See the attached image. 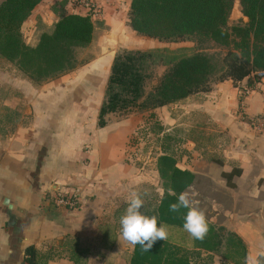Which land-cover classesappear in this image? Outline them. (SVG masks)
I'll return each instance as SVG.
<instances>
[{
  "label": "crops",
  "instance_id": "0c3cea01",
  "mask_svg": "<svg viewBox=\"0 0 264 264\" xmlns=\"http://www.w3.org/2000/svg\"><path fill=\"white\" fill-rule=\"evenodd\" d=\"M59 1L42 0L33 9L21 27L26 44L52 31L58 19L53 6ZM96 1L110 35L135 33L126 24L131 0ZM64 9L86 15L73 0ZM101 57L71 76L40 85L18 69L0 70V89L8 93L0 108L15 114L6 117L0 110V264H26L29 248L35 252L33 264H107L91 245L100 235L113 189L125 174V128L130 132L138 119L98 127L103 78L115 56ZM245 89L250 90L247 95L242 94ZM173 106L201 123L194 127L202 143L187 135L191 146L177 162L194 175L186 193L202 189V197L197 200L193 193L188 206L193 211L213 206V219H220L245 245L243 264H264V135L247 123L264 114V76L258 82L251 75L237 83H213L206 92L152 112L163 125L172 126L178 122L175 117L161 112ZM74 191L80 201L76 211L55 209L45 201Z\"/></svg>",
  "mask_w": 264,
  "mask_h": 264
},
{
  "label": "trees",
  "instance_id": "16d2710c",
  "mask_svg": "<svg viewBox=\"0 0 264 264\" xmlns=\"http://www.w3.org/2000/svg\"><path fill=\"white\" fill-rule=\"evenodd\" d=\"M42 0H3L0 4V57L13 63L32 82L55 79L78 66L81 49L94 38L97 21L90 15L67 14L61 0L53 6L57 21L34 44L24 42L21 27ZM234 0H131L129 27L137 35L159 42L195 38L197 52L174 63L159 82L152 79V54L141 50L117 53L112 61L105 97L98 112V127L106 116L120 112L153 111L196 94L213 83L264 76V0H239L247 22L228 26ZM225 49L220 59L207 54L204 43ZM216 78L214 79V76ZM241 99V98H240ZM165 192L154 213L137 227L130 264H197L200 252H213L226 232L232 245L246 256L245 245L234 233L206 224L180 199L194 175L176 166L169 156L158 160ZM226 176V175H225ZM35 252L25 251L26 264Z\"/></svg>",
  "mask_w": 264,
  "mask_h": 264
},
{
  "label": "rangeland",
  "instance_id": "374dc122",
  "mask_svg": "<svg viewBox=\"0 0 264 264\" xmlns=\"http://www.w3.org/2000/svg\"><path fill=\"white\" fill-rule=\"evenodd\" d=\"M2 1L0 0V4ZM65 12L67 13V11ZM96 21L98 24L92 43L80 50L78 66L70 73L62 75V77L71 76L72 72L88 66L101 56L106 57L109 54L115 56L125 50H141L152 54L153 74L151 81L146 87V91H150V88L159 82L174 63L197 52L198 43L195 38L177 42H159L135 33L127 35V33L123 32L112 36L109 34V27L101 21V18ZM246 22L247 18L243 17L240 12L239 0H234L233 8L228 18V26L232 27ZM127 23L129 25V18ZM203 47L208 48L205 52L216 56V59H220L225 53L224 48L209 42L204 43ZM13 68L17 69L13 63L0 57V70L9 71L13 70ZM108 76L109 71H106L103 78L105 83ZM216 76L218 74L214 76V79ZM24 77L27 78L26 75ZM51 80L53 79L43 82H31L35 85H40L51 82ZM3 81L0 77V83H3ZM105 83L104 87L106 86ZM1 90L3 89H0V102L4 99L3 96L5 94L8 95V93L4 92L5 90ZM172 108L169 111L161 112V116L171 113L175 117L174 119L178 122L172 126L170 124L163 125L158 120L159 117L152 111L120 112L106 116L107 122L110 123L128 120L131 117L138 119V124L135 122L130 132L128 128H125V153L123 158L125 174L124 177L120 178L119 184L113 189L110 196L111 201L107 203L105 214L100 221V235L96 243L91 245V247H94L93 250L98 255L97 257L104 259L107 264H130L134 244L137 240L136 229L146 217L154 213L160 199L164 195V185L168 182L163 180L159 174V158L164 155L169 156L175 161L177 166L178 158L181 159L187 147L191 146V138L187 140V135L199 137L197 142L202 143V141H198L201 135L197 132L198 129L194 127H201L199 119L190 115H188L189 119H187L184 109L179 106L176 108L173 106ZM0 110L3 116H15L8 110L5 111L1 108ZM187 190L179 195V199L187 206L193 193L197 200L202 197L200 186L194 187L192 191L190 190L191 193H189L190 191L186 193ZM199 207H201L200 211H198L199 209L193 211L191 207L189 208L206 224L212 225L217 230L222 227L220 219H213L214 215L212 213H215L213 206L205 205V208L203 206ZM220 234L221 244L218 248L210 253L200 252L199 258L198 256L192 258L193 263L213 264L215 260L226 262L227 264L244 263L242 251L232 245L230 236L226 232H221Z\"/></svg>",
  "mask_w": 264,
  "mask_h": 264
},
{
  "label": "built area",
  "instance_id": "2783aa9c",
  "mask_svg": "<svg viewBox=\"0 0 264 264\" xmlns=\"http://www.w3.org/2000/svg\"><path fill=\"white\" fill-rule=\"evenodd\" d=\"M73 4L85 10L86 15L91 18H99L102 16L101 9L96 0H73ZM249 89H245L242 94L247 95ZM249 128L256 134L264 135V114L253 117L247 121ZM46 203L55 209L73 212L79 207V195L74 191L66 195H51L46 200Z\"/></svg>",
  "mask_w": 264,
  "mask_h": 264
}]
</instances>
